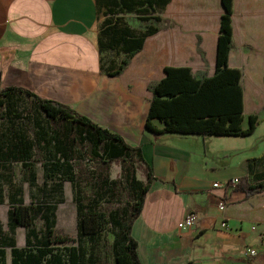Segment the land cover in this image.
<instances>
[{
    "label": "crops",
    "instance_id": "1",
    "mask_svg": "<svg viewBox=\"0 0 264 264\" xmlns=\"http://www.w3.org/2000/svg\"><path fill=\"white\" fill-rule=\"evenodd\" d=\"M234 3L229 65L243 71V128L253 115L261 122L251 136L216 139L155 135L145 124L149 87L167 67H190L197 78L215 74L222 0H171L157 13L161 30L119 77L101 72L102 57L113 55L100 50L108 16L97 0H0L2 88H24L68 105L132 147L141 146L152 165L156 179L132 230L142 264H264V193L249 198L236 189L239 184L214 187L234 179L264 181V0ZM123 16L138 32L146 29L135 14ZM191 212L198 216L196 227L180 230ZM223 219L230 231L220 228ZM246 248L259 255L246 258Z\"/></svg>",
    "mask_w": 264,
    "mask_h": 264
},
{
    "label": "trees",
    "instance_id": "2",
    "mask_svg": "<svg viewBox=\"0 0 264 264\" xmlns=\"http://www.w3.org/2000/svg\"><path fill=\"white\" fill-rule=\"evenodd\" d=\"M99 11L108 16L101 31V53H110L101 60V72L119 77L132 59L143 50L148 37L157 34L163 23L161 14L171 0H97ZM218 39L217 69L213 76L197 78L190 67H167L165 77L149 87L153 95L145 124L147 133L199 137H248L255 133L259 116L250 117V126L243 128V71L231 68L229 59L234 49V0H222ZM135 14L147 27L138 32L125 20ZM202 39L198 38V51ZM24 97L32 101L38 112L49 120L53 165L41 158L48 179L59 178L74 187L78 236L72 238L56 228L57 207L48 200L26 204L23 197H11L9 219L11 229L27 230L26 246L0 229V264L6 262V248L11 249L12 264H142L139 244L132 236L133 225L140 217L145 199L156 179L145 159L141 146L132 147L119 134L110 132L66 104L42 99L19 87L0 85V117L17 118L14 100ZM4 109V113L2 112ZM159 121L163 128H159ZM40 152V151H39ZM38 152V153H39ZM6 161L29 168L33 145L27 140L15 142L6 153ZM121 163V179L111 180L113 163ZM142 166L146 182L137 176ZM45 179L44 186H46ZM253 197L264 193V181L254 184L241 179L236 188ZM17 197V196H16ZM119 199L124 203L115 206ZM2 201H0L1 203ZM38 222L43 229L38 231ZM113 231L111 260L101 255L105 233ZM5 241H8L5 244ZM72 244L61 248L59 245Z\"/></svg>",
    "mask_w": 264,
    "mask_h": 264
},
{
    "label": "rangeland",
    "instance_id": "3",
    "mask_svg": "<svg viewBox=\"0 0 264 264\" xmlns=\"http://www.w3.org/2000/svg\"><path fill=\"white\" fill-rule=\"evenodd\" d=\"M135 22L136 24L141 23L138 20ZM14 109L17 118L10 120L7 117H0V201H2L0 203V229L3 234L15 238L18 247L26 246L27 230L22 227L11 229L9 219V209L13 203L11 197L22 196L26 204H30L32 201L48 200L55 205L57 207L56 228L72 238H77L78 219L74 203V187L71 183L62 182L59 178L48 179L45 177V169L41 163L42 158L48 165H53V160L50 158L53 150L50 144L52 136L49 120L38 112L32 101L22 96L15 98ZM2 112L4 113V109ZM212 138L218 139L219 137ZM21 139L27 140L33 145L32 160L29 163V168L26 169H23L21 164L6 161L7 151ZM120 165V162L113 163L110 173L111 180L118 182L121 179ZM137 176L139 180L146 179L143 167L140 165ZM45 179H47L46 186H44ZM124 200V198H118L115 206L123 204ZM42 224V222H38V231L43 229ZM105 241L101 247V255L104 259L111 260L112 245L115 241L113 231L105 233ZM7 242L5 241V244ZM71 245L59 246L64 248ZM6 262L12 264V253L9 248H6Z\"/></svg>",
    "mask_w": 264,
    "mask_h": 264
},
{
    "label": "built area",
    "instance_id": "4",
    "mask_svg": "<svg viewBox=\"0 0 264 264\" xmlns=\"http://www.w3.org/2000/svg\"><path fill=\"white\" fill-rule=\"evenodd\" d=\"M240 183V179H234L232 181H229L226 184H219L216 183L214 184L215 188L221 187V186H225V187H231V188H235L238 184ZM226 209V204L225 203H221L219 205V210L221 212H224ZM198 223V216L196 213L191 212L187 215V217L185 218V220L183 221V223L181 222L179 224V229L182 231H186L189 229H192L194 227H196ZM220 228L226 231H230V225L228 224L227 220H224L221 222ZM243 255L246 256V258H254L257 257L259 255V252L257 249L255 248H246L245 250H243Z\"/></svg>",
    "mask_w": 264,
    "mask_h": 264
}]
</instances>
